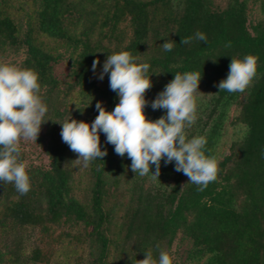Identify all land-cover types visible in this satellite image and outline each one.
<instances>
[{"label": "trees", "instance_id": "trees-1", "mask_svg": "<svg viewBox=\"0 0 264 264\" xmlns=\"http://www.w3.org/2000/svg\"><path fill=\"white\" fill-rule=\"evenodd\" d=\"M197 32L206 43H180ZM122 51L150 65L149 120L165 115L151 101L175 73L202 74L185 135L204 136L217 160L204 191L174 162H161L159 178L135 176L103 133L108 154L86 169L62 141L55 122L91 124L97 101L107 111L119 103L97 75ZM246 55L257 58L251 86L220 91L231 59ZM0 63L38 75L49 120L36 141L48 164H26L21 148L30 191L0 184V264H132L149 249L158 260L157 244L173 264H264V0H0Z\"/></svg>", "mask_w": 264, "mask_h": 264}, {"label": "clouds", "instance_id": "clouds-1", "mask_svg": "<svg viewBox=\"0 0 264 264\" xmlns=\"http://www.w3.org/2000/svg\"><path fill=\"white\" fill-rule=\"evenodd\" d=\"M193 39L207 42L206 35L197 32L193 37H182L180 43L187 45ZM226 46L230 47V44ZM173 47L171 40L162 44L166 52L172 51ZM99 64L98 58L92 63L94 75H97ZM149 68L148 63H137L136 57L127 51L109 54L97 78L102 81L108 75L110 90L117 94L119 103L114 110L107 111L102 102L97 101L98 115L91 124L71 117L55 122L62 125V141L77 155L76 163L86 169L108 154L101 147L100 133H103L106 143L114 146L115 154L131 160L130 169L135 176L150 174L152 179L159 178L161 162L165 165L174 162L175 171L187 176L188 183L196 185L198 191H204L217 179V160L205 154L207 140L204 136L188 139L185 135V130L198 118L194 94L201 92L202 74L193 71L175 73L174 79L151 101L153 110H165V115L153 121L145 115L149 104L145 95L152 87L147 75ZM256 74V57L232 58L227 77L217 87L230 94H243ZM40 91L35 72L0 63V184L14 185L20 195H26L31 188L26 166L18 162L20 142L22 139L36 142L42 124L49 121L45 119L48 107L42 102ZM153 166L154 172L150 171ZM156 249L159 250L158 260L149 249L144 252V259L130 258L132 264H173V258L159 244Z\"/></svg>", "mask_w": 264, "mask_h": 264}, {"label": "rangeland", "instance_id": "rangeland-1", "mask_svg": "<svg viewBox=\"0 0 264 264\" xmlns=\"http://www.w3.org/2000/svg\"><path fill=\"white\" fill-rule=\"evenodd\" d=\"M225 0H216L217 4H220L221 6L224 5ZM62 68V66H61ZM64 70V69H63ZM20 147L25 151L26 155H27V161L26 164L30 163V164H43V165H47L48 164V160L45 157V155H43L42 153V149L40 148V146L33 140H21L20 142Z\"/></svg>", "mask_w": 264, "mask_h": 264}]
</instances>
